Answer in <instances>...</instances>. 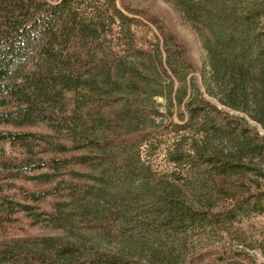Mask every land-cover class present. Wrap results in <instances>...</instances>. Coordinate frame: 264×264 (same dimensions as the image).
<instances>
[{
	"label": "trees",
	"instance_id": "1",
	"mask_svg": "<svg viewBox=\"0 0 264 264\" xmlns=\"http://www.w3.org/2000/svg\"><path fill=\"white\" fill-rule=\"evenodd\" d=\"M166 1L201 67L119 0H0V223L22 212L58 232L3 244L0 264L252 256L227 235L264 215V0Z\"/></svg>",
	"mask_w": 264,
	"mask_h": 264
},
{
	"label": "rangeland",
	"instance_id": "2",
	"mask_svg": "<svg viewBox=\"0 0 264 264\" xmlns=\"http://www.w3.org/2000/svg\"><path fill=\"white\" fill-rule=\"evenodd\" d=\"M119 2L128 4L135 9L141 10L146 15L156 18L163 24L168 32L172 33L178 41L185 45L191 59L199 67L202 66L205 58V51L202 48L200 37L190 25L182 19L181 15L170 2L166 0H119ZM141 31L143 35H146L149 39H154L153 32H156V30L152 25H150V28L144 27ZM43 129V127H39L36 130ZM5 148L9 154H18V150L13 149L9 144H5ZM151 157L159 169H165L167 167L163 155H152ZM16 185L28 189L44 188L40 184L25 180H18ZM55 199L56 198L53 196L47 197L40 204V209L51 211ZM229 231L230 235H227V239L233 241V243L239 244L240 247H246L250 255H252L244 260L245 264H253L255 260L259 263L264 261V215L255 214L246 217L241 222L232 225ZM57 233V231H53L44 225H33L26 214L19 212L14 216L13 222L0 223V246L15 239H26L35 236L54 235ZM195 240L197 239L195 238ZM197 243L198 245L201 244V240L198 239Z\"/></svg>",
	"mask_w": 264,
	"mask_h": 264
}]
</instances>
